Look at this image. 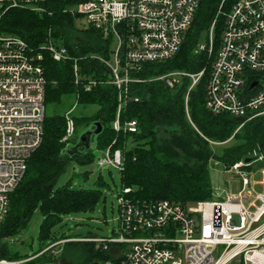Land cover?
<instances>
[{
    "label": "built area",
    "instance_id": "1",
    "mask_svg": "<svg viewBox=\"0 0 264 264\" xmlns=\"http://www.w3.org/2000/svg\"><path fill=\"white\" fill-rule=\"evenodd\" d=\"M47 0H0V17L10 10L45 14ZM222 0L209 28L206 45H196L195 54L205 53L210 62L205 85V109L213 115H228L240 123L264 115V0H232L227 10ZM201 0H88L68 10L84 18L88 25L116 41L113 61L99 58L111 76L118 93L112 129L117 134H134L136 122L121 123L120 114L129 100V86L148 63L172 59L183 44ZM222 29L215 41L218 21ZM54 62L70 60L67 50L57 46L48 30L43 44L34 49L16 36L0 34V225L10 208L11 195L20 185L28 161L40 147L45 118L44 55ZM74 77L78 67L73 63ZM206 74L170 72L158 78L172 89L181 78H188L186 93L196 87ZM254 87H251L252 85ZM96 85L87 84L86 90ZM137 102V99H132ZM63 142L75 134L71 112L65 115ZM114 140L98 151L99 168L124 169L123 148H114ZM226 172L239 175L240 191L224 201H205L195 206H181L169 201L141 202L130 196L129 188L118 195V233L109 238H82L93 243L109 258L98 264H264V168L250 170L264 163V152H253ZM256 188H259L258 192ZM63 242L47 246L39 254L21 261L0 260V264H25L42 257ZM55 255V253H54Z\"/></svg>",
    "mask_w": 264,
    "mask_h": 264
},
{
    "label": "trees",
    "instance_id": "2",
    "mask_svg": "<svg viewBox=\"0 0 264 264\" xmlns=\"http://www.w3.org/2000/svg\"><path fill=\"white\" fill-rule=\"evenodd\" d=\"M85 1L88 0H47L45 14L10 10L0 17L1 35L19 37L37 49L50 30L53 41L65 48L70 56L68 61L54 62L44 55L41 65L46 80L45 108L60 105L68 99L75 100L81 107H97L91 116L72 117L75 134L67 143L63 142L64 114H45L41 145L29 159L20 185L11 195L8 215L0 225V260L27 259L11 255L6 241L27 226L35 211L38 210L43 218L38 232L40 253L59 241L53 233L63 217L95 210L103 194L100 187L105 185L101 176L92 188L73 186L72 179L57 186V181L71 163L83 167L92 165L95 152L105 149L114 140L117 141L114 148H123L126 143L120 179L122 188L131 190V197L141 202L169 201L183 207L212 201L211 163L221 165L226 171L253 152H264V115L244 123L237 130L239 122L228 115H213L204 106L210 62L205 53L195 54L194 50L222 0H201L180 51L172 59L145 64L139 72L131 74L133 80L141 82L130 84L129 100H124L126 103L120 114L121 123L135 121L137 124L136 132L129 135L117 134L112 129L119 92L111 85L109 74L99 60L110 59L112 38L103 36L90 25L77 29L75 21L78 16L68 12ZM231 3L232 0H226L224 9L227 10ZM222 21H218L215 31L216 43ZM74 61L78 67V79L74 77ZM203 68H206V74L189 92L187 100L191 83L188 78H181L172 89L158 80L170 72L193 74ZM91 82L96 85L86 90ZM135 98L137 102L132 100ZM93 122H100L103 127L102 133L95 138L96 150L72 157L63 154L68 145L76 143L79 129L85 130ZM232 142V146L222 150L212 148ZM88 174L84 172L78 176L87 180ZM77 244L84 246L89 264L109 258L101 249L95 250L93 243ZM40 258L25 264L57 262L41 261Z\"/></svg>",
    "mask_w": 264,
    "mask_h": 264
},
{
    "label": "rangeland",
    "instance_id": "3",
    "mask_svg": "<svg viewBox=\"0 0 264 264\" xmlns=\"http://www.w3.org/2000/svg\"><path fill=\"white\" fill-rule=\"evenodd\" d=\"M87 25L88 22L84 18H79L75 21L77 29H83ZM207 36L208 33L206 31L203 32L199 37L198 45H206ZM116 44V41L111 43L110 48L112 52ZM110 60L113 61V54H110ZM96 110V106L81 107L76 104L75 100L68 99L60 105L47 106L45 113L47 116L54 114H64L65 116L71 112L72 117L78 118L91 116ZM82 131L84 130L79 129L78 135ZM233 143L223 147L212 148L214 150H222L232 146ZM128 147L131 148L130 143H128ZM98 156L99 152H95V160L90 166L83 167L79 164L71 163L57 181V186H62L68 180L72 179L73 186L79 185L85 188H92L98 177L101 176L105 185L100 187L103 194L92 213L71 214L62 218V222L55 227L53 234L59 240L58 242L63 243H60L53 250L55 255L52 252H48L40 258L41 261L51 260L64 264H89L88 261L90 259L84 253V246L77 244V241H74L76 239L73 238H109L117 235L120 217L117 198L122 191L120 173L113 169L99 168L96 164V158ZM261 168H264V163H255L250 170L244 168L240 171L245 173L256 172L254 178L258 179L260 176L258 171ZM84 172L89 173L87 180L78 176L79 173ZM239 179L238 174L226 172L221 165L215 162L211 163L210 181L213 188L212 201H224L227 195L237 194L240 191ZM256 190L258 192L260 191L259 188H256ZM199 203L201 202L194 203L192 206L198 207L195 205ZM42 220L43 218L39 211H35L30 217L27 226L12 238L7 239L6 244L11 255L17 254L21 258L29 259L37 255V253L39 254L42 247L38 243V232ZM62 238L64 240H61ZM230 264L240 263L238 260H234Z\"/></svg>",
    "mask_w": 264,
    "mask_h": 264
},
{
    "label": "water",
    "instance_id": "4",
    "mask_svg": "<svg viewBox=\"0 0 264 264\" xmlns=\"http://www.w3.org/2000/svg\"><path fill=\"white\" fill-rule=\"evenodd\" d=\"M109 80L111 81V76L109 75ZM253 84L251 87H254ZM103 131V127L100 122H93L89 128L85 129L79 135H77L76 143L74 145H68L63 154H67L72 157L74 155H85L90 151L96 150V141L95 138L100 135ZM252 158L244 159V163L248 164L252 162ZM40 264H64L61 262H45ZM91 264H98V262H93Z\"/></svg>",
    "mask_w": 264,
    "mask_h": 264
},
{
    "label": "crops",
    "instance_id": "5",
    "mask_svg": "<svg viewBox=\"0 0 264 264\" xmlns=\"http://www.w3.org/2000/svg\"><path fill=\"white\" fill-rule=\"evenodd\" d=\"M193 204L189 205L190 207H192Z\"/></svg>",
    "mask_w": 264,
    "mask_h": 264
}]
</instances>
